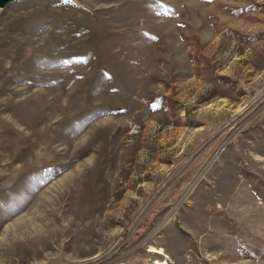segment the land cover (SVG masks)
Here are the masks:
<instances>
[{
  "label": "rangeland",
  "instance_id": "obj_1",
  "mask_svg": "<svg viewBox=\"0 0 264 264\" xmlns=\"http://www.w3.org/2000/svg\"><path fill=\"white\" fill-rule=\"evenodd\" d=\"M157 262L264 264V0L8 3L0 264Z\"/></svg>",
  "mask_w": 264,
  "mask_h": 264
},
{
  "label": "bare ground",
  "instance_id": "obj_2",
  "mask_svg": "<svg viewBox=\"0 0 264 264\" xmlns=\"http://www.w3.org/2000/svg\"><path fill=\"white\" fill-rule=\"evenodd\" d=\"M63 181V180H62ZM61 183V182H60ZM56 187V186H55ZM58 188V187H57ZM56 189V188H55ZM47 195H45V193L35 197L34 199V204L31 205L24 213H22L20 215V217H18L15 222H13L12 224H8L6 227H4V232L8 233V232H15L19 227H22L24 225H26V228L29 227V224H31L33 221H39V219L41 218L39 214L36 215L37 211L43 208L47 207V202L46 200L48 199L46 197ZM47 198V199H46ZM59 198V197H58ZM60 200V199H59ZM58 201V200H57ZM60 202V201H59ZM45 220V219H44ZM43 220V221H44ZM42 222V221H41ZM34 223V222H33ZM36 223V222H35ZM45 223V222H44ZM48 224V223H47ZM32 227V225H31ZM30 228V227H29ZM33 228V227H32ZM31 228V229H32ZM39 229V228H38ZM33 230V229H32ZM36 230V229H35ZM31 232V231H30ZM19 233V232H18ZM24 234V233H22ZM27 235V234H26ZM17 237V236H16ZM21 237H23L21 235ZM6 238V237H5ZM21 240V238H20ZM150 254H154V255H163L161 250H156L154 248H150L149 250ZM155 264H158L155 263ZM165 264V263H164Z\"/></svg>",
  "mask_w": 264,
  "mask_h": 264
},
{
  "label": "water",
  "instance_id": "obj_3",
  "mask_svg": "<svg viewBox=\"0 0 264 264\" xmlns=\"http://www.w3.org/2000/svg\"><path fill=\"white\" fill-rule=\"evenodd\" d=\"M15 0H0V8L5 7L8 3L13 2Z\"/></svg>",
  "mask_w": 264,
  "mask_h": 264
}]
</instances>
